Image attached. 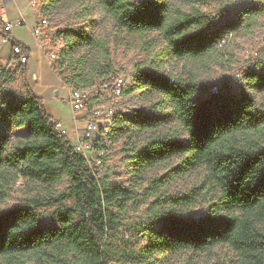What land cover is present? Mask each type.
Masks as SVG:
<instances>
[{
	"label": "trees",
	"instance_id": "1",
	"mask_svg": "<svg viewBox=\"0 0 264 264\" xmlns=\"http://www.w3.org/2000/svg\"><path fill=\"white\" fill-rule=\"evenodd\" d=\"M93 1V5L82 6L78 15L86 17L95 6L122 30L157 34L164 42L166 58L178 61L201 59L219 51L218 43L225 35H247L264 16L260 1L247 4L233 18L223 17L224 10L206 13L196 6L199 0ZM71 3L76 4L74 0H47L42 10L51 15L55 5L68 7ZM0 23L2 37L16 41L5 29L1 11ZM63 32L69 40L68 50L85 47L99 53L94 59L81 53L73 60L74 78L82 77L86 62V74L114 70L108 40L82 27L66 25ZM20 44L30 58V49ZM17 65L25 79L28 62ZM14 75L0 66V90ZM241 79L247 85L246 92L226 87L206 95L192 81L155 71L137 70L132 82H126L124 95L142 90L159 95L160 100L148 111L114 114L105 134L109 146L131 133L177 124L185 131L184 140L178 131L154 133L131 147L132 162L147 168L182 155V168L203 171V183L216 195L210 213L196 219L169 211L156 214L158 226L149 227V243L140 251L141 260L178 250L210 252L214 246L225 245L242 264H264V142L260 139L264 135V102L255 97L257 92L264 93V73L243 71ZM23 87V98H0V200L19 176L39 185L67 183L59 193L29 197L0 210V264H33L35 260L63 264L70 257L82 264H108L103 240L108 227L121 225L120 214L132 197L130 191L112 185L104 172L94 174L86 158L57 130L42 98L26 79ZM21 128H26L24 135L13 134ZM97 148L107 149L103 144ZM43 207L53 208L52 222L41 218L39 209Z\"/></svg>",
	"mask_w": 264,
	"mask_h": 264
},
{
	"label": "rangeland",
	"instance_id": "2",
	"mask_svg": "<svg viewBox=\"0 0 264 264\" xmlns=\"http://www.w3.org/2000/svg\"><path fill=\"white\" fill-rule=\"evenodd\" d=\"M30 1L15 0L23 13L25 24L15 27L13 35L16 39L22 40L25 45H30L34 51L29 58L25 79L32 91L42 98L51 120L61 119L70 123L72 111L65 87L61 84L56 86L58 95H55L54 90L46 89L47 85L51 86L54 74L46 62L41 60L34 45V37L28 27L40 18L41 12L49 18L54 30L64 28L66 25L82 27L91 35L101 40H108L112 67L125 75L128 84L132 82L137 70H147L192 81L198 88H203L201 91L203 95L215 93L226 87L234 92H246L247 85L241 81L243 71L254 70L257 73H264V16L260 17L252 32L247 35L239 32L229 40L227 45L220 47L219 51L210 52L201 59L178 61L166 58L163 53L164 42L157 34L142 35L122 30L111 20L103 17L95 6L86 17L79 16L81 7L87 3L93 5V0H74L76 4L71 3L68 7L55 5L51 15L44 13L42 8L36 10L31 7ZM37 1L42 7V3L47 0ZM258 1L264 3V0H199L196 6L210 14L224 10L223 17L233 18L234 14L247 4ZM14 4V1H10L6 6L13 9ZM185 7L188 8L187 5ZM90 19L93 21L92 25L89 23ZM0 32L1 36L2 31ZM83 51L89 53L93 59L99 55L94 48H85ZM0 66L2 69H10L15 73L14 77L1 88L0 98L4 96L23 98L25 79L20 74L15 56L11 53V44L0 46ZM33 75H36L39 80L34 81ZM255 97L260 103L264 102V93L257 92ZM159 100V95L144 93L142 90H137L131 95H123L115 104L114 117L126 115L137 109L148 111ZM175 131H178L181 140L185 139V131L179 125L169 123L156 131L131 133L129 137L120 138L119 142L113 143L106 150L103 174L108 175L112 185L128 189L132 196L125 202L124 210L120 214L121 225L119 227L112 225L106 231L107 236L103 243L107 248L108 264H211L219 261L242 264L236 254L225 245L214 246L210 252L178 250L155 254L147 260H141L140 251L149 243V227L158 226L156 214L169 211L180 217L196 219L210 213L215 205L216 195L203 183V171L197 168H182V155L157 161L147 168H141L132 162L131 147L138 146L145 141L146 137L154 133L167 135ZM25 133L26 128L13 130V134L24 135ZM260 139L264 142L263 134ZM66 183L65 180L59 184L39 185L27 182L19 176L12 188L6 190L7 195L0 200V210H6L29 197L59 193L65 188ZM183 196L185 198H182ZM173 198L177 199L173 201ZM68 202L70 203L71 200ZM39 213L44 222L53 221V208H40ZM33 264H51V262L35 260ZM63 264L82 263L79 259L70 257Z\"/></svg>",
	"mask_w": 264,
	"mask_h": 264
},
{
	"label": "built area",
	"instance_id": "3",
	"mask_svg": "<svg viewBox=\"0 0 264 264\" xmlns=\"http://www.w3.org/2000/svg\"><path fill=\"white\" fill-rule=\"evenodd\" d=\"M6 1L0 2L2 11V5ZM29 4L36 10L42 8L37 0H31ZM23 24H25L23 16L16 20L7 19L5 29L10 32L13 26ZM64 28L52 29L49 18L41 12L40 18L31 29V33L48 63L57 73L67 91L74 126L69 129L62 120L53 122L57 130L72 142L75 150L86 158L87 165L93 173H103L104 155L110 147L105 134L111 126V118L115 114V104L124 95L126 78L122 72L115 69L103 73L97 71L86 74L89 62L82 66V77L74 78L72 61L84 53L85 47L68 50L69 40L65 37ZM234 35L233 32H229L219 41L218 47L227 45ZM9 41L11 53L15 56L17 64L27 63L29 60L27 49L16 41ZM80 123L83 125L79 127ZM98 144H103L107 149L97 148Z\"/></svg>",
	"mask_w": 264,
	"mask_h": 264
},
{
	"label": "crops",
	"instance_id": "4",
	"mask_svg": "<svg viewBox=\"0 0 264 264\" xmlns=\"http://www.w3.org/2000/svg\"><path fill=\"white\" fill-rule=\"evenodd\" d=\"M10 1H11V2L14 1V3H15V4H14L15 7H13V9H12V7H11V8H9V7L7 8V6H6V4H8ZM7 2H8V3H7ZM2 7H3V11H2V8H1V6H0V8H1V16H2V19H3L4 22H5L7 19L16 20L18 17L23 16V13L19 10L18 5H17V3L15 2V0H7L6 2H4V4L2 5ZM11 11H12V12H11ZM36 22H37V20H36ZM36 22H34V23H32V24H29L28 27H29L30 32H31V29H32V27L35 25ZM15 27L17 28V25L13 26L12 29L10 30V32H9V33H10V38H11V39H16V38L14 37V35H13V30L15 29ZM0 31H1V30H0ZM0 33H1V32H0ZM16 40H18V39H16ZM33 40H34V45H35V47H36L38 53H39L40 56H41V60L44 61V62H46V64L49 66L51 72L54 74V75H53V76H54V78H53V82L50 84L51 86L47 85L46 89L54 90L55 95H58V91L56 90V89H57L56 86H59L60 84L63 86L62 81L60 80V78L58 77L57 73L52 69V67H51L50 64L48 63V61H47V59H46V57H45L43 51H42L41 48L39 47V45H38L37 41L35 40V38H34ZM18 41H19L20 43L23 42L22 40H18ZM2 44H11V43H10L9 40L4 39V38L2 37V35H1V36H0V46H1ZM23 44H25V43L23 42ZM26 46L30 49L31 53L34 52V51L32 50V47H31L30 45H26ZM29 62H30V60H28V64H29ZM30 64H31V63H30ZM30 66H32V64H31ZM33 80H34V81H38L39 79L37 78L36 75H33ZM43 82H44V80H43ZM70 108H71V106H70ZM55 120H61V119H54L53 121H55ZM62 121H63V120H62ZM64 123H65V125H66L67 127H69V129L72 128V127L74 126V122H73V114H72V121H71L70 123H68V122L66 123V122L64 121ZM82 125H83V123H80L78 126L80 127V126H82Z\"/></svg>",
	"mask_w": 264,
	"mask_h": 264
},
{
	"label": "water",
	"instance_id": "5",
	"mask_svg": "<svg viewBox=\"0 0 264 264\" xmlns=\"http://www.w3.org/2000/svg\"><path fill=\"white\" fill-rule=\"evenodd\" d=\"M3 1V0H2Z\"/></svg>",
	"mask_w": 264,
	"mask_h": 264
}]
</instances>
